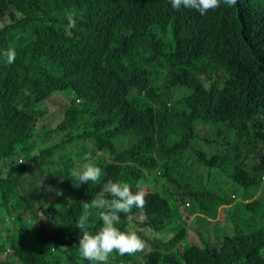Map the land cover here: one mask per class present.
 <instances>
[{
  "label": "trees",
  "instance_id": "trees-1",
  "mask_svg": "<svg viewBox=\"0 0 264 264\" xmlns=\"http://www.w3.org/2000/svg\"><path fill=\"white\" fill-rule=\"evenodd\" d=\"M3 18L0 53L12 47L16 59L0 57V264H90L76 221L109 179L151 187L145 224L166 233L165 264H264V0H221L205 15L170 0H0ZM90 31L113 33L115 54L85 46ZM151 57L154 79L142 68ZM60 92L67 102L37 125L35 107ZM196 122L210 154L196 143ZM183 151L240 188L213 184L209 171L201 186L186 184L199 244L152 188ZM86 154L102 172L80 185L71 172ZM127 223L123 215L117 227ZM101 224L93 209L87 230Z\"/></svg>",
  "mask_w": 264,
  "mask_h": 264
},
{
  "label": "clouds",
  "instance_id": "clouds-1",
  "mask_svg": "<svg viewBox=\"0 0 264 264\" xmlns=\"http://www.w3.org/2000/svg\"><path fill=\"white\" fill-rule=\"evenodd\" d=\"M237 2L238 0H223V3L229 7L236 5ZM170 3L176 10H179L183 6L195 9L201 15H205L208 11L219 8L221 0H170ZM65 15L68 21V28H76L75 10L68 11ZM118 34L122 35L123 33L118 31ZM113 37V33L90 31L87 33L85 46L91 51H97L100 56H112L117 50L112 44ZM126 40L127 38H125L124 42ZM0 57L3 58V62L6 65H11L15 62L16 51L14 48L9 47L0 53ZM142 68L154 79L157 71L156 59L151 57L147 61H144ZM22 93L21 91L19 97H21ZM40 111L43 115L44 110ZM41 116H38V118ZM83 159L84 162L72 170L71 176L80 185L87 184L89 181H98L101 177V168L97 166L90 154H86ZM143 186H146V189ZM263 186L264 184H261L259 190ZM155 187V185L152 186V188ZM134 188L135 191L125 181H113L109 179L103 183L101 189L90 202L85 201L81 203L83 211L76 221V227L82 232L78 244L79 254L82 259L89 261L90 264H109V261L118 256L138 254V264H165L164 256L159 251L163 250L162 241H166L167 239L163 236L165 240H158L154 235L157 231H153L145 224L146 218L143 208L146 205L145 198L150 192L151 187L147 183H141L134 185ZM186 197L189 199L188 196ZM189 201H182L178 205L185 220H188L191 216L194 218V212L187 211L186 209H189L191 206V201L190 203ZM133 208H137L138 210L133 211V215H131ZM93 209L99 210V218L102 221L101 226L94 234L87 230L89 217L92 216ZM123 215L127 217L128 221L127 229L125 230L117 227ZM138 232H141L142 235ZM177 247L179 250L183 248L181 245ZM125 264H129V262H125Z\"/></svg>",
  "mask_w": 264,
  "mask_h": 264
},
{
  "label": "rangeland",
  "instance_id": "rangeland-1",
  "mask_svg": "<svg viewBox=\"0 0 264 264\" xmlns=\"http://www.w3.org/2000/svg\"><path fill=\"white\" fill-rule=\"evenodd\" d=\"M5 18L0 20V23L3 22ZM218 75H221L218 73ZM217 75H215L216 77ZM157 84L161 86L162 82L161 79L156 81ZM68 98L67 95L60 92L59 93H53L51 94L46 100L39 103L35 109L38 110H44L46 109L47 112L54 111V110H60L65 102H67ZM46 114H43L40 118H38V121L36 124L38 125L42 118L45 117ZM47 122L50 125H54L57 121L55 117H47ZM203 124L200 122H196L195 129L198 133V137L195 139L197 145L202 148L207 154H210L212 152V147L207 142L203 140V135H200L198 130L200 127H202ZM186 151H183L179 154V157L172 162V169L171 173L168 176H161L159 177V181L161 183H164L163 186H156L155 189L163 196L168 197V200L172 206L175 207L176 211L180 215V218L176 220V223L179 225L185 227V230L187 231L186 239L187 241L191 243L198 244L200 242V238L197 236L195 232V221L194 218L191 216L188 220H185L182 213L180 212L178 205L185 200L189 199L186 197V184L190 182V179H194L198 185H202L203 181L201 178H204L206 173L209 171L211 172V182L213 184L217 185L220 183L222 184L223 188L227 191L234 189L237 192L240 191V188L234 185L228 178L225 177L226 174L221 172L219 170V167H204L202 166L197 159L196 154H189L185 153ZM263 179V176L261 177ZM205 183V182H204ZM207 186H209V183H206ZM144 189H146V186H143ZM190 202V201H189ZM193 205V200L191 201ZM187 211H190L191 209L186 208ZM40 214V213H39ZM224 214L219 213L218 217L220 218L219 225L224 226L227 222L224 218ZM41 217H43L44 221H46V217L41 213ZM136 218V216H135ZM33 224V221H32ZM165 232H156L154 235L157 237L158 240H165L163 236L165 235ZM150 248V246H149ZM264 254V250L262 251ZM2 256V254L0 255Z\"/></svg>",
  "mask_w": 264,
  "mask_h": 264
}]
</instances>
